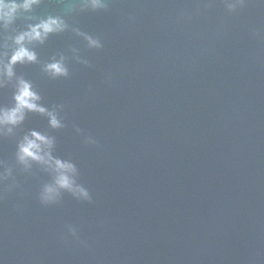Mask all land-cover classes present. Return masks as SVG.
<instances>
[{
  "label": "water",
  "instance_id": "obj_1",
  "mask_svg": "<svg viewBox=\"0 0 264 264\" xmlns=\"http://www.w3.org/2000/svg\"><path fill=\"white\" fill-rule=\"evenodd\" d=\"M63 12V0H44L33 15ZM66 20L102 48L66 32L36 51L42 63L65 55L68 78L16 68L45 106H63L65 127L29 114L0 138V164L12 169L0 183V264H264V5L229 13L223 0H111ZM11 96L0 89V106ZM33 129L55 137L90 202L64 193L41 205L51 177L15 162Z\"/></svg>",
  "mask_w": 264,
  "mask_h": 264
},
{
  "label": "clouds",
  "instance_id": "obj_2",
  "mask_svg": "<svg viewBox=\"0 0 264 264\" xmlns=\"http://www.w3.org/2000/svg\"><path fill=\"white\" fill-rule=\"evenodd\" d=\"M44 0H0V33H9L5 43L0 48V89L12 88L11 104L0 106V138L14 137L16 130L24 124L27 116L33 114L47 121L48 129L53 131L65 127L60 113L62 105L47 107L41 94L36 90L31 80L16 72L17 66L37 65L42 73L51 80L66 79L69 76L67 58L63 54L41 62L37 55V47L44 46L50 37L71 32L84 42L88 50H99L102 42L99 38L70 26L66 17L75 13L106 11L111 0H63V14H49L43 17L33 15L34 9L40 7ZM264 5V0H257ZM229 13L243 7L246 0H223ZM24 21L23 28L17 30L14 25ZM10 41V43H8ZM75 62L88 67L89 61L82 57L79 49H70ZM77 135L81 134L79 127H74ZM84 143L95 146L97 140L91 135L84 138ZM55 137L47 132L29 130L16 142L15 162L25 173H30L33 165L47 173L51 180L45 183L39 192L41 205L58 204L62 194L67 193L74 199L90 202L89 191L78 183V168L71 159L61 158L54 154ZM12 176V169L0 164V183ZM10 187H16L13 183ZM66 231L74 238L77 229L66 225Z\"/></svg>",
  "mask_w": 264,
  "mask_h": 264
}]
</instances>
